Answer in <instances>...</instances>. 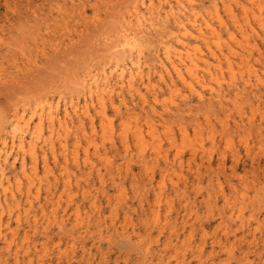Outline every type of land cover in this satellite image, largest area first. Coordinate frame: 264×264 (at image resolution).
<instances>
[{
  "label": "rangeland",
  "instance_id": "rangeland-1",
  "mask_svg": "<svg viewBox=\"0 0 264 264\" xmlns=\"http://www.w3.org/2000/svg\"><path fill=\"white\" fill-rule=\"evenodd\" d=\"M135 1L0 0V128L15 105L30 112L48 96L83 102L77 78L100 71L111 55L121 58V13L149 5ZM218 1L212 21L220 33L207 34L211 50L200 44L208 61L205 83L193 81L190 88L178 81L175 92L161 84L157 101L145 89L148 102L127 94L139 117L134 121H155V134L144 131L142 144L132 132L121 138V115L110 106L112 135L101 134L99 119L94 136L89 121L86 131L72 128L69 173H61L59 144L57 162L48 153L50 172L39 158L34 192H40L32 205L21 199L11 220L18 231L14 237L5 231L12 246L0 264H264V0H238L251 10L246 20L235 0H225L235 18ZM157 30L142 45L147 58L166 40ZM85 152L91 164H84ZM33 165L28 157L29 171Z\"/></svg>",
  "mask_w": 264,
  "mask_h": 264
},
{
  "label": "bare ground",
  "instance_id": "bare-ground-1",
  "mask_svg": "<svg viewBox=\"0 0 264 264\" xmlns=\"http://www.w3.org/2000/svg\"><path fill=\"white\" fill-rule=\"evenodd\" d=\"M215 1L216 0H209V5L206 6L204 3H197L194 0H149L146 11H143L137 5H133V8L127 9L126 13H121L120 15V19L124 23L122 26V33H124L123 40H121V43L118 45L113 40L117 45L116 47L120 49L121 58H118L116 55H111L110 58L107 59L109 60L108 63L101 65L102 68L100 71L86 72L85 70L86 73L77 78L76 87H79L77 91H79V93L83 92L84 96H86L83 102L80 100V96L70 101L66 99L62 101L58 99L59 97L56 99L54 96H48L36 104L37 106L30 112L24 106L22 107L20 105H15L11 108L6 124L0 128V241L4 240V245L0 247V261L4 253L9 255L11 252L12 240L8 239V234L5 231H12L13 237L16 235L18 227L13 229L11 220L21 206V199L27 197L28 203L32 205L34 202L33 199L36 200L35 197L40 192L39 188L34 192V187L39 186L35 179L38 174L37 163L39 158H41L44 163V170L50 172L51 169H49L50 167L48 168V153H51L54 161L57 162V144H59L58 147L65 157V163L64 165L62 164L61 173H69V166L67 163L69 157L67 135L72 131V128L76 127L77 129H82L85 127L86 122L89 121L91 125L89 128L91 130L89 131L92 132L91 134L93 136L98 131V127L103 136L112 135L115 131V125L107 111L110 106L114 109L115 115H121L119 130L121 138H124L128 133L132 132V135L141 143L144 140L142 135L144 131H147L151 135L155 134L157 130L154 123L155 121L146 120L145 125L141 124L139 121H134L138 115L136 114V110L132 111L131 108L128 107L127 94L132 97L133 101L135 96H138L144 102H148L147 95L142 91V89H145L153 93L154 99L157 101V90L161 87V84L165 85L170 92H175L178 89V81L190 86V88H193V81L205 83L206 75L203 74V70L208 66V61L202 52V45L200 44L205 43L211 50V38H209L207 34L215 35L217 33L212 19H214L213 17H219L220 5L218 0V2ZM235 1L242 9L244 13L243 16H247L251 10H248L247 5L245 7L240 1ZM221 3L224 5L226 11L230 13L231 17L235 18L236 15L232 6L225 0H221ZM246 16H244L245 20L248 19ZM209 17H211V19ZM234 22H236V20ZM157 29H162L166 33V40L164 39L160 43L163 44L161 48L153 49V51L150 52L151 57L147 58L142 54V45L144 42H147L145 40L148 32L150 33V31ZM217 36L218 39H221L219 35ZM235 40H238V38ZM236 42L237 41H235V44ZM153 43L154 41L152 44ZM246 47L243 46V48ZM113 49H115V47ZM116 52H114V54ZM230 53L233 54L234 52ZM249 55L251 56V54ZM125 60H130L129 66L124 62ZM251 70L252 69H250V71ZM206 71V74L209 73L211 75L210 68ZM156 80L159 85L155 83ZM73 84L75 86L76 83ZM218 96L223 95L219 94ZM199 98H203V96L199 94ZM122 105L127 107V114H123ZM164 110L166 111V109ZM96 119L100 121L98 127L96 125ZM46 124H48L46 127H49L48 133L45 132ZM180 131L184 136L187 133L184 127H181ZM77 139L78 140L75 141L76 144L74 143L72 155L73 162L78 167V146L80 141L79 138ZM89 139L91 140V137H89ZM111 140L113 139L111 138ZM28 157L34 164L32 171H29L27 168ZM18 162H20L21 165L19 168L17 167ZM90 162L91 159L86 153L84 164H91ZM9 170L15 175L13 179L8 173ZM91 170L92 169L89 167V172H91ZM66 177L68 178L65 179V185L71 181L69 176ZM54 179L55 182L59 180L57 177ZM24 181L27 182L26 189H24ZM51 195H53L52 192ZM54 204L52 206H54ZM5 216L8 217L6 222L4 220ZM17 222L19 224V215H17ZM18 251L19 249L16 250L15 255H17Z\"/></svg>",
  "mask_w": 264,
  "mask_h": 264
}]
</instances>
